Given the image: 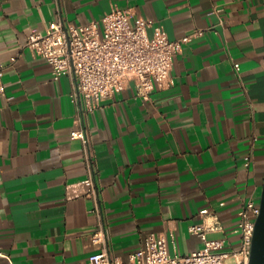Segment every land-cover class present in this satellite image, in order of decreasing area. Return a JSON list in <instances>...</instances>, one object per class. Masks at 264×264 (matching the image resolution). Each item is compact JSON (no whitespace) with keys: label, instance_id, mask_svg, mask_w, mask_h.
I'll list each match as a JSON object with an SVG mask.
<instances>
[{"label":"crops","instance_id":"obj_1","mask_svg":"<svg viewBox=\"0 0 264 264\" xmlns=\"http://www.w3.org/2000/svg\"><path fill=\"white\" fill-rule=\"evenodd\" d=\"M116 6L171 38L203 33L176 55L171 85L143 99L130 80L87 117L106 244L127 259L155 232L190 253L204 245L190 225L205 207L225 226L210 236L242 244L239 211L264 181V0H0V264H74L104 246L72 136L74 78L56 79L27 41L60 17L90 24Z\"/></svg>","mask_w":264,"mask_h":264},{"label":"built area","instance_id":"obj_2","mask_svg":"<svg viewBox=\"0 0 264 264\" xmlns=\"http://www.w3.org/2000/svg\"><path fill=\"white\" fill-rule=\"evenodd\" d=\"M150 28H154L153 33ZM171 38L161 24L149 17H135L129 8L114 7L100 21L90 24L68 23L63 17L51 22L46 31L34 29L27 46L36 55L48 60L53 74L60 79L65 74L74 78L73 99L77 104L79 127L73 138L83 140L89 175L85 179L88 195L96 202L98 228L93 240L103 243L102 249L92 252L88 259L74 264H250L256 220L261 212L260 198L249 197L241 207V220L235 228L242 234L240 247H228L226 237L213 238L211 232L225 231L221 216L210 207L201 210L204 220L190 225L204 245L190 253H180L175 238L155 232L146 236L143 245L129 253L127 259L114 253L107 241V229L100 203V192L94 163V144L87 117L105 98L114 96L130 80H134L137 95L150 99L158 88L173 83L172 70L176 55L195 34ZM15 59V58H14ZM238 70L240 62H236ZM5 66L0 65V93L5 94ZM248 164L252 155L247 156ZM172 247L175 250H172Z\"/></svg>","mask_w":264,"mask_h":264},{"label":"water","instance_id":"obj_3","mask_svg":"<svg viewBox=\"0 0 264 264\" xmlns=\"http://www.w3.org/2000/svg\"><path fill=\"white\" fill-rule=\"evenodd\" d=\"M261 212L256 220L250 264H264V181L260 197Z\"/></svg>","mask_w":264,"mask_h":264}]
</instances>
